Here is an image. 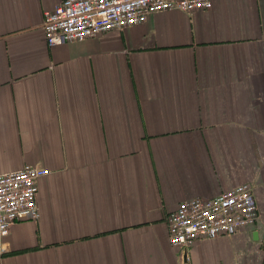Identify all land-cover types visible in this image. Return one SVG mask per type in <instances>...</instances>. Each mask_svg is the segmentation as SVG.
<instances>
[{
	"label": "crops",
	"instance_id": "0c3cea01",
	"mask_svg": "<svg viewBox=\"0 0 264 264\" xmlns=\"http://www.w3.org/2000/svg\"><path fill=\"white\" fill-rule=\"evenodd\" d=\"M57 1L0 0V173L50 170L0 264H264V0L48 47ZM243 182L255 224L196 238L183 263L168 212Z\"/></svg>",
	"mask_w": 264,
	"mask_h": 264
},
{
	"label": "built area",
	"instance_id": "2783aa9c",
	"mask_svg": "<svg viewBox=\"0 0 264 264\" xmlns=\"http://www.w3.org/2000/svg\"><path fill=\"white\" fill-rule=\"evenodd\" d=\"M211 5L212 0H58L44 10L40 26L46 46L52 47L141 23L155 12H191ZM49 173L46 167L28 163L0 173V258L10 226L39 217L37 181ZM258 215L253 185L239 183L212 197L180 201L167 214V239L182 250L196 238H216L252 226Z\"/></svg>",
	"mask_w": 264,
	"mask_h": 264
},
{
	"label": "water",
	"instance_id": "95a60500",
	"mask_svg": "<svg viewBox=\"0 0 264 264\" xmlns=\"http://www.w3.org/2000/svg\"><path fill=\"white\" fill-rule=\"evenodd\" d=\"M256 237H257V232L255 231L253 233V238H256ZM181 259H182L183 263L186 262V260H187V250H186V248H182V250H181Z\"/></svg>",
	"mask_w": 264,
	"mask_h": 264
}]
</instances>
